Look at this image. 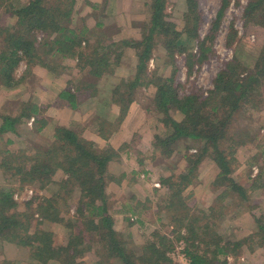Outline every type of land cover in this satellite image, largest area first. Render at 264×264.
Instances as JSON below:
<instances>
[{"label": "trees", "instance_id": "trees-1", "mask_svg": "<svg viewBox=\"0 0 264 264\" xmlns=\"http://www.w3.org/2000/svg\"><path fill=\"white\" fill-rule=\"evenodd\" d=\"M170 1L149 0V16L140 26V37L113 41L109 36L115 33L113 27H103L97 21L89 28L86 16L75 10L76 0H21L18 6L12 0H0V91L15 88L26 77L32 80V68L36 65L55 76L68 74L70 79L59 96L73 108L96 98L97 133L107 138L119 127L131 103H141L139 90L153 87L151 101L142 107L147 113L159 115L158 131L150 140L153 148L148 156L173 157L175 143L187 142V152L182 156L185 167L160 176L162 194L155 201L156 213L163 211L167 225H173L172 237L155 229L140 244L134 242L128 230L122 231L124 226L130 229L133 224L128 218L121 230L115 229L109 213L112 197L106 191L111 182L120 184L126 177L125 173L111 174L109 162L119 158L125 147L136 152L134 145L101 148L83 135L84 127L55 125L52 141L27 139L30 147L17 151L1 146L0 170L7 184L0 186V240L22 247L38 264H85L81 258L87 255L96 257L90 259L91 264H179L167 254L178 241L184 243L183 252L189 264H226L228 256L238 257L245 249L260 248L264 252V212L260 216L249 214L253 229L240 239L225 238L219 232V221L230 214L238 220L240 207L248 212L255 207L248 203L252 193L264 196V146H255L257 150L251 147L256 137L239 111L243 103L255 109L263 104L264 47L255 68H244L234 57L212 78V88L206 94L197 87L179 94L175 55H184L189 71L208 59L229 0H221L216 19L202 38L198 32L202 14L197 0H186L180 30L169 19ZM86 4L92 10L104 5L88 0ZM260 14L264 26V0H248L243 14L246 23L261 24ZM92 16H96L95 12ZM91 36L95 37L92 42ZM182 36L197 41L196 51L183 44ZM158 46L164 53L153 56ZM128 48L137 60L133 73L118 78L114 84H104L121 64ZM151 59L153 68L149 67ZM70 61H74V66L69 65ZM21 63L26 65L25 70L17 76ZM168 65L173 70L167 76L160 68ZM111 104L119 111L114 120L108 121ZM174 113H180L182 118L176 120ZM38 114L34 104L24 106L17 117L4 113L0 132L14 129V123L23 116L34 115L37 118L34 117L33 126L38 132L46 126L45 119ZM253 148L251 160L244 162L239 153ZM190 149L195 152L189 153ZM205 159L212 161L214 168L213 178L207 182L214 195L206 208L192 209L188 203L192 192L185 197L184 191L200 182L199 167ZM257 164L258 172L252 177V166ZM35 182L41 189L47 187L49 196L33 195L19 211L13 197L15 191ZM149 203L141 207L148 210ZM139 208L137 202L132 212ZM44 221L62 225L68 232L66 239L57 240L52 231L43 228Z\"/></svg>", "mask_w": 264, "mask_h": 264}, {"label": "rangeland", "instance_id": "rangeland-1", "mask_svg": "<svg viewBox=\"0 0 264 264\" xmlns=\"http://www.w3.org/2000/svg\"><path fill=\"white\" fill-rule=\"evenodd\" d=\"M13 1V0H12ZM144 2V8L145 12L142 15L135 16L134 23L130 24V26L136 30V32L130 31L129 33L123 32L121 30V27H117V25L114 24L113 32L110 33L109 36H111L113 41H119L121 39L125 38H139L140 37V26L147 21V18L149 16V10H148V1L149 0H142ZM248 0H229L226 9L224 10L221 20L218 24L217 31L215 33V37L212 41V50L211 53H209L208 59L201 63V64H195L192 70H188L187 65L185 64V58L182 54L175 55V84H180L181 86L178 88L179 94L182 92L189 91L192 87H197L202 89L204 91V94H206V91L208 89L212 88V78L216 75V73L223 67L225 62L227 60H230L234 57L237 58L239 63L247 69H253L255 68L256 63L258 62V59L260 57V54L264 47V26L262 25V12L260 14V23L261 24H254V23H246V19L243 18L244 14V8L247 5ZM14 3H17L18 5L21 4V0H14ZM177 3V4H176ZM185 5V8L187 9L186 0L182 2V0H171L170 5L167 8V11L169 12L170 20H174L177 29L180 30L183 28V16L182 9L179 6L180 4ZM197 6L199 11L202 14V24L199 28V35L200 37H204L207 34V31L209 30V27H211L212 22L216 19L217 12L221 6V0H197ZM186 11V10H185ZM139 17V18H138ZM102 19V18H100ZM105 20V18H103ZM103 20V21H104ZM105 22V21H104ZM112 22H107L106 24H110ZM123 25V24H121ZM112 28V27H108ZM128 31V30H125ZM139 31V32H137ZM133 33H136L135 36ZM133 34V36H132ZM121 36V37H120ZM120 37V38H118ZM135 38V39H136ZM95 37L91 36L90 42L94 40ZM182 40L184 41L183 44H185L188 49H193V51H196L197 41L195 40H188L186 37L182 36ZM128 50V52H127ZM164 53L163 48L160 46L156 47V50L153 52V56H160ZM125 55H135L134 51L130 48L126 49ZM152 62V66L154 64L153 59L150 60ZM149 62V63H150ZM20 65L25 64L21 63ZM25 70V69H24ZM173 70L172 65H168L165 68H160V72L164 73L165 75H170L171 71ZM18 75V71L16 73ZM154 88L150 87L148 89L141 88L139 90V99L141 100L140 105L142 107L151 101V96L154 92ZM262 97H263V104L259 106V108L255 109L251 107L250 105H245V103L241 104L239 111L241 114V118H244L246 123H250L252 127V135H255L256 140L253 141L251 144V147L262 145L264 146V86L262 87ZM150 115H153L156 121L158 120L159 115L154 114L153 112L148 113ZM173 117L176 120H180L182 118V115L180 113H174ZM244 122V121H243ZM242 123V122H241ZM236 125V123H234ZM243 124V123H242ZM158 131L157 127L154 129V133ZM27 139H33L32 136H26L24 139V146L27 144L24 148H19L20 146H16L13 151H17L18 149H27L29 148V144L27 143ZM143 142H145V138L143 139ZM148 142V140H147ZM146 142V143H147ZM187 142L178 141L174 145V151H173V157H167V158H161L157 156L155 159H151L150 156H148V153L152 150V145L148 143V146L146 148L142 146H138L135 151H131L133 155L136 157L135 160L139 163L138 166L135 165L137 169L141 171V174L139 175V185L143 189V192L137 190L138 188H135V190L132 192V190L125 188V194L126 200L120 201L117 204H115V198L112 197L111 200V207L109 208V213L111 214L113 221H114V227L116 230H121L124 224L126 223V218H128V221L133 222L131 228L124 226L122 231L126 232L127 230L131 233L132 239L135 241L145 239L150 236L151 232L155 229L160 230L162 233H165L172 237L171 230L173 229V225H167L168 218L165 216L163 211H160L158 214L157 206L155 204V201L157 198H159L162 194V190L160 188V180L159 182L156 181L150 185V182L152 181L153 177L160 178V176H167L169 173L173 170L174 172H178L179 169L182 170L183 167L186 165V161L184 159L183 153L187 152L185 151V144ZM13 144V143H12ZM193 148V144L189 143ZM11 145V144H10ZM258 148L255 147V150ZM250 150H244L239 153L241 159H243L244 162H248L251 160V156L254 153ZM185 151V152H184ZM195 152L194 149H190L189 153ZM152 162L155 165V171L156 173L150 168L149 162ZM209 159H205L202 164L199 167V179L201 177L211 174V163ZM259 165L252 166L251 169V176L253 177L258 172ZM213 175V173H212ZM237 175V173H236ZM243 180V179H241ZM159 183V186H156L155 183ZM7 184L3 178V174L0 170V186ZM39 183L35 182L32 185H25L22 189H17L13 195L14 199L18 202L17 209L19 211H22V209L25 206V201L29 200L33 195L38 196H49V189L46 187L45 189H41L39 187ZM247 186H249V182L246 183ZM17 187V185H14ZM55 186V183H53L52 187ZM196 186V187H195ZM157 188V189H156ZM192 189H195V194L192 192ZM201 187L199 186V183L197 185H191L189 186L185 191L184 195L188 196V203L192 206V209H196L198 207H204L209 206L211 204V198L207 199L208 197L206 195H203L201 191ZM28 190L31 191V193H28ZM157 190V191H156ZM107 191V189H106ZM136 191V192H135ZM108 193V192H107ZM109 194V193H108ZM139 195V197L143 200H139L136 195ZM76 195V193H75ZM213 195V194H212ZM16 196V197H15ZM119 199V198H118ZM148 204V210L147 208L141 207L142 205L147 203ZM127 202V203H125ZM140 207L137 212H132L133 206L137 204ZM114 203V205H113ZM210 203V204H209ZM249 204H252L255 206L253 209L248 212V209L243 210V207H240L239 210H241V217L238 220H233L232 218L233 214H230L225 220L219 221L220 222V230L219 232L226 238L227 236H232L236 239H240L243 236H246L247 234L251 233V230L253 229L250 227L252 218L250 217V213H254L257 216H260L261 213L264 212V196L260 193H252L251 200L248 202ZM130 206V207H127ZM235 208L234 206H232ZM206 208V207H204ZM245 211V212H244ZM142 212V214L140 213ZM164 225V226H163ZM43 228L50 230L53 232V234L56 236L57 240L64 241L66 239V236L68 235V232H65L63 229V226L58 223H53L49 221L43 222ZM183 230V229H182ZM183 232V231H182ZM142 243V242H141ZM135 244V243H134ZM137 244V243H136ZM182 246L184 248V243L182 241H178L175 244V247L172 251H169L167 254L172 258V253L176 249L179 250V247ZM17 252H15L16 250ZM22 247H18L14 243H9L6 241L0 240V261L2 260H11V261H17L14 256H17V259L23 257H27V259L32 264H38L34 259H32L26 250H22ZM13 252L18 253L13 256ZM181 255V253L179 252ZM179 255V256H180ZM176 253L174 254L173 261L182 264L179 261V257ZM91 257V258H90ZM84 256L82 257V261H85V264H91V261L96 259L94 255L90 256ZM91 259V261H90ZM33 261V262H32ZM55 262H52L50 264H54ZM16 264H22L20 261H17ZM226 264H264V252L262 249L257 248L254 251H249L248 249H245L241 254H239L238 257H227V263Z\"/></svg>", "mask_w": 264, "mask_h": 264}, {"label": "crops", "instance_id": "crops-1", "mask_svg": "<svg viewBox=\"0 0 264 264\" xmlns=\"http://www.w3.org/2000/svg\"><path fill=\"white\" fill-rule=\"evenodd\" d=\"M13 1V5L18 6V4L14 3ZM86 1L76 0L75 10L79 15L86 16V24L89 28H93L98 21L102 23L103 27H113L114 24L117 25V27L122 26L121 30L124 28L122 33H129L130 31L136 32V30H134L130 24L134 23L135 16L142 15L145 12L144 2L142 0H88L91 3L96 4L104 3L103 8L97 10H92L91 7L86 4ZM183 1L184 0H182V2ZM179 6L181 7L180 9H182L183 14V12L186 10L185 5L182 3ZM93 12H95L96 16H92ZM103 18H105V20ZM107 22L112 23L106 24ZM133 34L135 36L137 35L136 33ZM70 62L69 65L74 66V61ZM136 63L137 60L135 55L129 56L124 54L121 64L115 68L113 75L109 77V80H105L104 84L108 82L114 84L117 82L118 78H126L130 73H133ZM151 63L152 62L149 63V67L153 68L154 64L152 66ZM24 69V65H19L16 70V73L18 71L17 76L23 74ZM32 74V80L26 77L24 81L20 82L19 85L13 89H1L0 128L3 124L2 115L4 113H9L12 116L17 117V113L20 112L24 106L29 104H34L37 106L39 113L38 115H41L45 119L46 126L36 132L35 127L33 126V120L34 117L37 118V115H34V117L30 116L29 118L23 116L20 120L14 123V129H6V131L0 132V147L4 145L6 146V149L11 151H13L16 146H20L19 148H24L27 146V144L25 146L23 144L26 136H32L34 141L49 142L53 140V131L55 125L67 127L79 125L80 127H84L83 135L87 139L98 143L101 148L111 146L114 149H118L124 144L134 145V148H138V146L146 148L153 136L154 129L156 127L158 128V122L154 116L148 114L142 108V106H140V104L133 102L129 106L127 114L120 123L119 127L113 130L107 138H102L97 133L98 126L95 113V106L97 102L96 98H89L81 103H77V106L73 108L68 103L67 99H63L59 96L60 91L66 87V83L70 79L68 74L55 76L39 65H36L32 68ZM118 111V107L115 104H111V106L108 108L107 120H114L118 114ZM31 118H33V120L31 124H29ZM144 138L145 142H143ZM7 139L11 141L8 144L6 141ZM131 151L132 150L130 148L125 147V149L120 152L119 158L110 161L108 164L109 172L111 174H126V177L120 184L111 182L107 187V192L109 193L107 194L115 198V204L126 200V197H128L124 196L125 188L132 190V192L135 190V188H138V191L141 189L140 191L143 192V189L139 185V175L141 174V171L135 167V165L138 166L139 163L137 160H135L136 157ZM148 162L150 168L156 173L155 165L149 160ZM211 170V174L209 173L201 177L199 182V186L202 188L201 191L203 195L208 197L207 199L211 198L210 196L213 198L214 195L207 185V182L213 178L212 173L214 174V168L212 165ZM155 180L159 182L158 178L153 177L150 185L156 182ZM192 192L195 194V189H192ZM136 197L139 200H143L138 194ZM144 240L145 239L137 240L135 243L140 244ZM15 252H17V250ZM15 252H13V256L18 254ZM14 257L22 264H32L27 259V257L21 256L19 259H17L18 255Z\"/></svg>", "mask_w": 264, "mask_h": 264}, {"label": "built area", "instance_id": "built-area-1", "mask_svg": "<svg viewBox=\"0 0 264 264\" xmlns=\"http://www.w3.org/2000/svg\"><path fill=\"white\" fill-rule=\"evenodd\" d=\"M21 66V65H20ZM32 120H33V118H31L30 119V121H29V124H31V122H32ZM155 185L156 186H159V183L157 182V183H155ZM28 193H31V191L30 190H28ZM16 197V196H15ZM179 252L181 253V255L179 254ZM177 254L180 258H179V261L182 263V264H189V262H188V259L186 258V256H185V253L183 252V247L182 246H180L179 247V250H175V251H173V253H172V259H174L175 260V258H174V254Z\"/></svg>", "mask_w": 264, "mask_h": 264}]
</instances>
